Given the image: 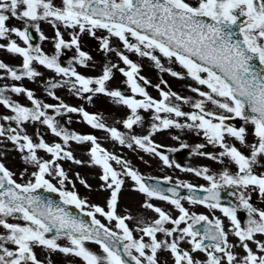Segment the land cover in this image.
Masks as SVG:
<instances>
[{"label": "snow or ice", "instance_id": "6c2138e0", "mask_svg": "<svg viewBox=\"0 0 264 264\" xmlns=\"http://www.w3.org/2000/svg\"><path fill=\"white\" fill-rule=\"evenodd\" d=\"M10 18L21 20L23 26L10 25ZM40 21H48L55 28L53 55L30 42V28L40 39L46 38ZM60 24L73 30L70 39L63 38ZM97 30L106 34L97 36ZM85 32L98 41L99 50L118 57L115 63L106 60L99 74L77 70V63L87 65L93 59L81 47L80 35ZM112 37L122 42L123 50L112 44ZM0 40L5 41L0 49L22 58L16 65L0 60V78H35L39 72L34 62L63 77L46 87L58 104L44 103L22 83L0 86V104L11 113L0 115V120L7 122L0 123V138L10 141L26 165L32 166V170H20L17 179V173L0 160V264H53L56 253L79 258L81 264H161L162 251L170 254L172 264H264V207L252 201L253 193L264 201V171L256 170V166L264 168V0H0ZM62 47L75 48L76 54L67 66L58 60ZM124 50L150 58L173 77L191 78L194 84L188 88L196 96L161 87L167 85L161 79L153 85L159 91V98H154L146 90L152 82L141 75L142 65ZM161 57L182 70L165 69ZM115 70L126 78L130 94L110 85ZM59 84L70 85L76 96L89 103L105 96L126 106L130 111L122 123L128 129L143 121L138 110H152L147 134L127 137L128 146L134 143L158 156L164 165L195 173L207 183L176 179L165 188L159 181H172L171 176L145 177L121 156L102 148L96 136L58 124L54 119L58 113H76L89 125L106 129L121 144L126 142L125 133L107 125L102 114L56 96L51 89ZM8 91L26 95L30 106L13 100ZM172 98L190 104L193 110L182 111L180 103ZM206 102L213 107H206ZM45 109L55 112L49 114ZM233 117L242 123L234 125L230 122ZM27 121L46 125L60 141L48 142L39 131L34 140L24 129ZM170 127L194 130L209 144L218 145V153H197L202 145L196 144L190 155L197 153L221 165L227 159L235 165V171L226 166L219 171L207 166L182 167L167 152L158 151L151 137ZM174 139L180 141L178 135ZM233 139L247 151L231 142ZM70 141L90 142L86 161L74 155ZM187 147L180 141L168 151ZM38 150L49 157L40 156ZM61 160L99 166L97 187L107 193L103 204L90 202L77 192L75 180L88 188L91 185L79 172L75 178L69 176ZM126 177L130 178L131 190L144 194L143 207L155 213L154 218L138 221L135 229L127 223L132 218L129 213L117 211ZM153 179L155 183L150 182ZM181 188L187 189L186 196H180ZM224 188L233 189V200L222 198ZM40 189L57 193L59 199L53 200ZM150 198L169 201L178 214L152 203ZM182 200L206 205L213 210L212 217L190 211ZM215 210L222 216H216ZM241 210L246 213L243 221L238 215ZM169 223L171 226H167ZM182 242L189 247H182ZM89 244H95L98 250ZM37 249L45 250L46 255H38ZM197 251L203 253V259L193 255Z\"/></svg>", "mask_w": 264, "mask_h": 264}, {"label": "rangeland", "instance_id": "374dc122", "mask_svg": "<svg viewBox=\"0 0 264 264\" xmlns=\"http://www.w3.org/2000/svg\"><path fill=\"white\" fill-rule=\"evenodd\" d=\"M54 2L59 3V0H54ZM8 23L10 25L21 27L23 26L22 21L17 18H10ZM58 27L60 28L64 39L67 40L71 38V32L73 31L71 28H67L63 24L58 25ZM40 28L46 38L40 39L39 34L35 31V29L30 28V31L33 36L30 42L33 44H39L41 50L47 55L55 54V41L53 39V37L55 36V28L48 21H40ZM96 34L97 36H100L106 33L103 30H97ZM129 39L132 38L129 37ZM3 42L5 41L0 40V43ZM18 42L22 43V41H19V39ZM80 42L81 47L84 50L88 51L93 58L92 61H90L87 65H79L78 63L76 64L77 70L83 74H99L106 60L111 61L113 63L118 60V57H116L114 53L106 54L102 50H99L98 41L95 38L89 36L86 32L81 33ZM111 42L115 47L122 49V42H120L118 38L112 37ZM124 51L125 54L129 55L131 59L142 65V68L140 69L141 75L145 76L148 80L152 82L150 85L146 86V90L154 98H159V91L158 89L153 87V85L160 83L161 79L167 81V85L161 84V87H170L173 91H176L180 95H188L192 97L196 96V94L191 92V90L188 88L189 84H194L191 78L173 77L166 70H161L157 68L154 62L150 60V58L141 57L138 54L134 52H128L127 50ZM75 54L76 53L74 47H62L60 55L58 56V60L62 65L67 66L69 61L71 60V57ZM161 59L165 69L168 67H172L174 70H182L178 64L174 62H169L167 58L161 57ZM0 60H3L4 62L9 63L11 65H16L21 62L22 58L18 54H11L6 50L0 49ZM120 64L121 66H123L122 61L120 62ZM33 67H35L39 72V75L37 77H24L21 81H15L12 78H0V86H2L4 83H22L25 87L32 89L36 97L44 103L58 104L59 101H57L55 97L48 95L46 87L50 82L61 80L63 78L62 74H58L54 70L48 69L45 66L40 65L38 62H34ZM125 79L126 78L123 76L122 73H120L118 70H115L113 77L110 80V85L113 87L120 88L121 91L125 92V94H130L128 87L124 83ZM51 90L54 91L56 96H59L60 99L63 100L65 103L71 104L73 106H83L88 111L102 114L103 121L107 125L114 126L119 131L125 133L126 142L124 144H121L118 140L112 137L106 129H99L93 127L92 125H89L86 121L83 120L82 116L76 113H58L56 116H54V119L57 120L58 124L63 125L69 130L78 131L82 134L87 133L96 136L97 142L101 144L102 148L114 153L115 155L121 156L123 160L128 161L133 168L137 169L145 177L149 176L155 178L168 175L172 177V181L170 182H175L176 179H180L187 180L188 182L194 184L207 183V181L203 177L197 176L195 175V173L181 171V169L176 168L175 165L171 167L164 165L158 156H155L150 152H145L143 149L138 148L134 143L131 147L128 146L127 137L131 135L147 134L149 130L148 126L152 122V110H138L140 115L143 117V121L141 123L134 124L132 129H128L122 123V120L128 115L130 111L129 109H127L126 106L113 103L111 99L105 96H101L100 98L96 99L93 103H89L85 101L82 97L76 96L75 92L71 89L70 85L68 84H59L56 88ZM7 94L10 95L13 100L30 106V101L27 99L26 95L12 93L10 91H8ZM137 98H140L139 94H137ZM172 99L174 102L180 103L182 111L193 110L190 104H184L181 101H175V98ZM206 107L212 108L213 106L210 102H206ZM45 111L49 112V114H52L53 112H55V109H45ZM3 114L11 113L9 109H7L4 105L0 104V115ZM179 119L183 121L184 118ZM232 119L236 120L238 124L242 123L239 118L233 117ZM0 123H4L5 125H7V122L3 120H0ZM24 129L29 135L33 136L34 140L36 139L35 133L39 131L40 135H42L48 142L60 141L59 137L52 133L46 125H43L40 122H24ZM177 135L180 137V141H183L188 144V147L178 148V150L175 152L168 151L169 147H175L180 142L174 139V137ZM151 138L158 145V151L167 152L169 158L174 159L177 163L181 164L182 167L207 166L211 171H219L222 167L226 166L229 167L230 170L235 171V167H233L234 164H232L227 159H225L224 164L221 165L218 161H213L209 157L199 155L197 153H192L190 155V153L192 152V147H194L196 144L210 146L214 145L209 144L205 137H203V135L198 134L194 130H190L187 128L176 129L174 127H170L169 129L158 130L157 132L153 133ZM249 140H251V137H249ZM231 142L237 143V145L241 148L242 151H247L245 147L239 145V143L234 139ZM90 146V142L70 141L69 143V147L73 150L74 155L85 161L89 158V153L87 150ZM220 151L221 149L217 145L215 153H218ZM38 154L44 158L49 157V154H47L44 150H38ZM0 160H3L10 169L14 170L17 173V179H20L18 173L23 168L28 167L29 170H32V166L26 165L25 161L21 159V154L13 148L12 143L10 141H4L2 138H0ZM60 162L62 166L67 170L69 176L75 178V173L79 172L91 185V188H88L82 185L79 180H75L76 190L82 197L87 198L90 202L101 204L104 203L105 196L107 195V193L104 190L98 189L97 187V185L100 183L99 174L101 172V169L99 168V166H93L88 164L76 165L72 161L67 160H61ZM262 162H264V158H262ZM110 163H112L114 167H120L116 164L115 161H110ZM257 169L259 171H264V168H261L259 166H256V170ZM53 182H55L54 178ZM130 183V178L126 177L125 185L120 193V200L117 211L123 214V212L126 210L132 217L130 220L127 221V223L130 227H133L135 229L138 221H147L151 218H154L155 213L153 212V210L143 207L142 202L145 198L144 194L135 190H131L129 188ZM66 187H71V185H66ZM258 195L259 194L257 193V196ZM150 200L152 203L164 208L165 210L170 211L172 214H178V210L175 209V206L172 205L169 201H164L159 198H150ZM182 203H184L185 207L189 208L190 211H196L198 213L203 212L210 218L213 215V210L209 209L206 205H192L189 204L187 200H182ZM261 206L264 207V201H261ZM214 214L216 216H222V213H220L219 210H215ZM98 218H100L103 222L108 223L105 218L99 216V214ZM167 226H171L170 223ZM134 234L138 235V233H136L135 231ZM158 235H160L161 237L163 236V234ZM230 239L234 240L235 237H230ZM61 242H64L63 238H61ZM89 246L93 249H97V246L95 244H89ZM252 246L254 247V245ZM182 247L186 248L189 247V245L187 242H182ZM236 250L238 252H242V249L237 248ZM37 253L38 255H46V251L43 249H37ZM193 255L197 258H204L203 253L199 251L193 253ZM159 256L161 264H172L170 254L167 251L160 252ZM52 259L53 264H81L79 258H74L71 255L64 256L60 253L54 254L52 256Z\"/></svg>", "mask_w": 264, "mask_h": 264}, {"label": "water", "instance_id": "95a60500", "mask_svg": "<svg viewBox=\"0 0 264 264\" xmlns=\"http://www.w3.org/2000/svg\"><path fill=\"white\" fill-rule=\"evenodd\" d=\"M32 37H33V36H32ZM38 191L44 192L46 195H50V196L52 197L53 200H55V199H59L57 193H49V192H47V190H44V189H40V190H38ZM68 207H70L74 212H78V210L75 209L74 206H68ZM85 218L87 219L86 216H85Z\"/></svg>", "mask_w": 264, "mask_h": 264}]
</instances>
